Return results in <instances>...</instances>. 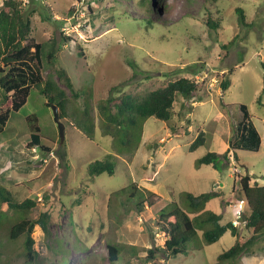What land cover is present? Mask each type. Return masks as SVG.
<instances>
[{"label": "rangeland", "instance_id": "obj_1", "mask_svg": "<svg viewBox=\"0 0 264 264\" xmlns=\"http://www.w3.org/2000/svg\"><path fill=\"white\" fill-rule=\"evenodd\" d=\"M22 1L32 21V37L38 42L59 40L58 65L67 69L76 87L91 86L88 103L96 129L92 139L77 125L86 95L71 103L69 121L62 120L66 125L63 143L53 110L37 88L22 109L11 114L0 134L1 183L18 199H36L37 205L28 214L5 208L0 192V264H26L25 237L11 240L9 231L19 220L36 218L44 211L51 215V236L47 238L40 226L35 227L39 253L35 264H113L108 249L111 241L138 248L134 256L122 253L125 264H218V256L236 241L230 231L208 244L201 230L188 253L167 261L162 252L150 258L148 250L166 240L158 226L160 212L173 199L187 210L183 192L221 189L223 195L213 198L204 211L223 214V223L236 222L240 234L249 238L241 217L246 204L237 174H249L252 184L264 185V111L258 103L259 97L264 102V0H151L145 5L136 0ZM238 7L245 9L249 25L240 22ZM209 17L221 26H209ZM151 20L156 29L147 31ZM181 77L203 78L205 85L189 101L178 96L169 122L147 119L142 139L134 138L139 145L135 150L119 151L112 137L104 135L98 113L99 102L112 86L120 93L146 92ZM228 77L231 86L222 91L221 82ZM241 104L250 108L262 149L240 151L241 162L231 159L222 170L211 165L196 167L199 157L218 147L217 138L223 137L226 146L216 149L231 152L229 140L243 118ZM220 112L225 114L222 119ZM31 115L38 119L47 138L43 142L52 152L43 154L27 147L32 132L27 117ZM181 116L190 119L187 135L172 129L177 125L176 131L182 130ZM200 130L207 132L208 140L191 152L189 147ZM108 154L114 156L115 174L91 178L89 165ZM133 183L161 195L162 200L139 212L136 202L124 193L113 195ZM254 249L230 263L264 264V239Z\"/></svg>", "mask_w": 264, "mask_h": 264}, {"label": "trees", "instance_id": "obj_2", "mask_svg": "<svg viewBox=\"0 0 264 264\" xmlns=\"http://www.w3.org/2000/svg\"><path fill=\"white\" fill-rule=\"evenodd\" d=\"M136 1L142 5L151 2V0ZM213 1L217 2L218 0ZM237 13L240 16V22L243 25H249L245 9L238 7ZM217 21L209 17L207 23L209 26L219 28L221 26L220 21ZM147 25V31L156 29L152 20ZM32 31V21L27 13L26 4L22 0H4L0 8V134L4 132L11 114L20 111L27 103L32 89L37 88L45 97L47 107L52 108L54 104L58 106L60 119L66 120L65 122L69 121L67 118L70 106L77 103L82 95L88 96L86 97L85 109L81 113L80 120H77V125L88 137L93 139L96 123L88 103L93 95L91 86L76 87L67 69L58 65L59 40L51 38L45 42H38L32 37ZM67 41L69 38L66 37L65 42ZM82 55L85 54L82 53ZM262 66L264 67V62H262ZM234 72L235 70H230L231 75ZM62 84L71 91V96L62 87ZM204 85L205 80L203 78L202 80H194L181 77L170 81L167 85L146 92L120 93L116 85L112 86L109 95L98 104V113L101 117L104 135L111 136L114 146L121 152L129 148L135 150L139 145L134 144V138L140 137V140L142 139L143 124L147 119L156 117L169 122L173 117L178 96L189 101ZM230 86V77L221 82L222 91L228 90ZM116 93L118 94L116 95ZM258 103L264 111V102L261 101V97L258 98ZM183 107L185 104L181 103V109ZM240 110L243 118L238 123L234 136L229 140L231 152L218 153L210 150L195 161L196 167L211 165L215 170H222L227 167L231 159H234L236 163L241 162L240 151L258 152L262 149L261 135L254 124L249 106L241 104ZM180 115H182V111ZM179 118H181L182 130L176 131L177 125L173 126L172 129L174 133L187 135L190 132L189 116L185 119L182 116ZM27 122L32 130L27 147L40 150L43 154L52 152V149L43 142L45 137L41 133L42 128L36 116L27 117ZM207 137V132L200 130L189 147L190 151L193 152L205 145L208 140ZM46 140L47 138H45ZM113 158V155L108 154L105 159L92 162L88 168L90 177L94 178L104 173L113 176L116 171V162ZM237 175L240 178V192L247 206L244 207L247 212L244 210L241 217H244V226L251 234L249 238L240 234L236 222L223 223V214L212 210L204 211L206 205L213 198L223 195L221 189L200 194L183 192L187 210L182 208L174 199L163 207L159 215L158 226L160 231L164 233L166 240L164 245L148 250L150 258H156L157 253L162 252L167 261L188 253L189 245L199 239V231L201 230L202 239L208 244L219 241L228 231L236 237L232 247L218 256V264H234L230 262L237 260L244 253L254 252V247L264 239V185H259L258 182L252 184V177L249 174L241 175L239 173ZM0 192L2 206L5 208L28 214L30 209L37 205L36 199H18L1 183V177ZM120 193H124L130 201H135L139 212L162 200L161 195L146 187L139 186L137 183H133L132 186L113 195ZM116 216L121 219L120 213ZM50 217V213L44 211L36 218L27 216L11 227L9 231L11 240L25 237L24 256L26 264L38 262L39 253L35 248L36 241L33 233L35 227L40 226L45 236L50 238ZM58 246L60 247L61 243ZM108 249L110 262L113 264H125L121 262L124 251L133 256L138 252L136 247L117 244L114 241L108 244ZM66 260L68 261L67 258ZM155 264H165V262Z\"/></svg>", "mask_w": 264, "mask_h": 264}, {"label": "water", "instance_id": "obj_3", "mask_svg": "<svg viewBox=\"0 0 264 264\" xmlns=\"http://www.w3.org/2000/svg\"><path fill=\"white\" fill-rule=\"evenodd\" d=\"M52 110L54 114V118L56 123L58 124L59 127V133H60V139L61 143L64 142L65 137H66V125L65 123L60 119V111L57 105H52Z\"/></svg>", "mask_w": 264, "mask_h": 264}, {"label": "crops", "instance_id": "obj_4", "mask_svg": "<svg viewBox=\"0 0 264 264\" xmlns=\"http://www.w3.org/2000/svg\"><path fill=\"white\" fill-rule=\"evenodd\" d=\"M224 115H225L224 112H220L219 115H218L219 116L218 118L222 119V118H224ZM217 142H218V145H217L218 147L212 148L211 150L212 151H216L218 153H222V152L218 151L216 148L219 149L222 146V144H223V147L226 146V143H225L223 137H222V139L221 138H217ZM221 184L224 185V183H221ZM204 192H207V191H204ZM201 193H203V192H201Z\"/></svg>", "mask_w": 264, "mask_h": 264}]
</instances>
